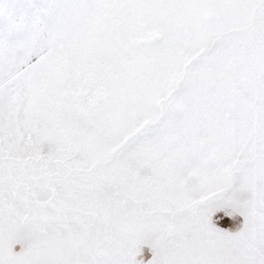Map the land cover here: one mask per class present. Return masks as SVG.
<instances>
[{"label":"snow or ice","instance_id":"1","mask_svg":"<svg viewBox=\"0 0 264 264\" xmlns=\"http://www.w3.org/2000/svg\"><path fill=\"white\" fill-rule=\"evenodd\" d=\"M0 264H264V0H0Z\"/></svg>","mask_w":264,"mask_h":264}]
</instances>
